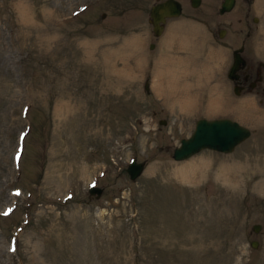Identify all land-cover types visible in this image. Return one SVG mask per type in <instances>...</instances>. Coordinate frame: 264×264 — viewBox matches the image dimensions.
<instances>
[{
  "label": "rangeland",
  "instance_id": "374dc122",
  "mask_svg": "<svg viewBox=\"0 0 264 264\" xmlns=\"http://www.w3.org/2000/svg\"><path fill=\"white\" fill-rule=\"evenodd\" d=\"M155 1L0 0V264H264V95L224 78L264 62V0H178L153 36ZM200 116L250 134L172 159Z\"/></svg>",
  "mask_w": 264,
  "mask_h": 264
},
{
  "label": "water",
  "instance_id": "95a60500",
  "mask_svg": "<svg viewBox=\"0 0 264 264\" xmlns=\"http://www.w3.org/2000/svg\"><path fill=\"white\" fill-rule=\"evenodd\" d=\"M199 0H190L191 6H196ZM234 0H221L218 12L222 13L232 8ZM181 4L178 0H159L152 3L148 9V20L151 24L153 35L160 34L165 19L177 16L180 13ZM256 18H253L255 20ZM220 34V33H219ZM242 44L232 50V61L227 70V77L233 79L236 76L235 71L244 63L240 52ZM146 88V85H145ZM163 122L164 120H159ZM249 129L238 123L236 120L228 117L204 118L199 117L195 120L192 131L189 135L181 137L178 144L173 147L171 157L174 160L187 158L202 148H208L220 152H229L240 141L248 137ZM126 172L130 179H134L142 169L141 161L131 159L126 164ZM98 186H90L89 193L99 194ZM252 230L257 231L258 223L252 224ZM251 247H256L257 240L249 241Z\"/></svg>",
  "mask_w": 264,
  "mask_h": 264
},
{
  "label": "flooded vegetation",
  "instance_id": "af4514ba",
  "mask_svg": "<svg viewBox=\"0 0 264 264\" xmlns=\"http://www.w3.org/2000/svg\"><path fill=\"white\" fill-rule=\"evenodd\" d=\"M243 58L244 63L236 70V77L231 80L232 88H236L239 93L264 95V63L258 61L254 64Z\"/></svg>",
  "mask_w": 264,
  "mask_h": 264
},
{
  "label": "bare ground",
  "instance_id": "6f19581e",
  "mask_svg": "<svg viewBox=\"0 0 264 264\" xmlns=\"http://www.w3.org/2000/svg\"><path fill=\"white\" fill-rule=\"evenodd\" d=\"M213 54H214V53H213ZM213 58H214V57H213ZM215 59H216V58H215ZM215 59H214V60H215ZM179 61H180V60H179ZM185 61H187V60H185ZM179 63H181V62H179ZM187 64H188V63H187ZM159 66H160V65H159ZM160 68H162L161 70L164 71V70H163L164 67H163L162 63H161ZM160 68H159L158 70H160ZM167 70H168V69H167ZM201 70H202V69H201ZM181 71L183 72V70H181ZM199 72H200V71H199ZM204 72H205V71H204ZM166 74L174 75V77L176 78L177 72H172V70L169 69V71H167ZM160 75H162V72L160 73ZM167 76H168V75H167ZM160 77H161V76H160ZM164 77H166V76H164ZM158 78H159V77H158ZM158 78H157V79H158ZM173 80L176 81L175 79H173ZM182 89L185 90V89H187V87H182ZM214 109H215V108H214ZM190 156H191V155H190Z\"/></svg>",
  "mask_w": 264,
  "mask_h": 264
}]
</instances>
